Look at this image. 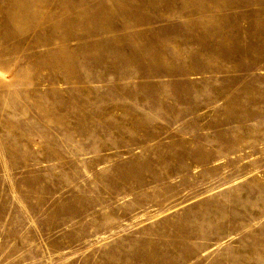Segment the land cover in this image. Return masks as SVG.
Here are the masks:
<instances>
[{"label": "rangeland", "instance_id": "374dc122", "mask_svg": "<svg viewBox=\"0 0 264 264\" xmlns=\"http://www.w3.org/2000/svg\"><path fill=\"white\" fill-rule=\"evenodd\" d=\"M0 264H264V0H0Z\"/></svg>", "mask_w": 264, "mask_h": 264}]
</instances>
